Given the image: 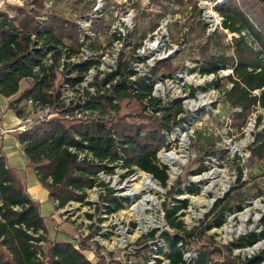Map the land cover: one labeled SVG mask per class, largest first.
<instances>
[{
	"label": "trees",
	"instance_id": "1",
	"mask_svg": "<svg viewBox=\"0 0 264 264\" xmlns=\"http://www.w3.org/2000/svg\"><path fill=\"white\" fill-rule=\"evenodd\" d=\"M44 3L45 0H35L36 8L30 10L12 6L9 9L0 8V95L6 98L17 95L9 105L17 115L23 111L18 108L20 104L30 98L44 104H56L60 101L62 83H79L84 73L95 64L94 59L66 62L61 82L58 87L55 86L61 59L76 54L82 44L79 43V32L73 22L66 21L57 13L47 14L46 19L40 18L39 8ZM215 7L223 17V29L238 34L231 41L234 53L210 54V48L219 45L213 44L219 32L208 34V24L202 22L204 40L197 47L203 62L198 66L201 74H216L222 68H233L232 74L217 77L212 85L222 89L225 78L232 83V87L225 90L224 99L233 109L231 125L242 130L251 114L259 109L264 110V0H223ZM248 36L258 45V49L250 44ZM90 46L97 49L94 44ZM134 53L124 52L116 68L93 83L96 92L89 93L85 103L79 104L84 110L97 113V116L75 121L52 118L35 122L27 130L18 132L29 165L48 188L50 197L59 200L60 207L69 201L85 202L87 190L98 183V174L101 171L114 173L116 163L127 169V174L136 169L143 170L151 173L163 186L168 185L169 167L159 162L158 154L168 146L166 132L189 120L188 115L182 116L185 113L182 102L164 104L153 95V83L158 76L171 74L178 66H173L170 59L159 61L148 74L133 79L131 77L135 71L130 62L136 58ZM25 78H32L34 82L21 91V82ZM207 88L204 86L201 89ZM256 89H261L259 95L254 94ZM125 98L141 104L144 112L140 117L145 121H130L121 117L115 121L109 119L110 113L120 110V103ZM149 109L153 110V115L146 112ZM262 118V114H257V124L262 123ZM85 150L92 152L102 163L79 160L78 152ZM249 150L251 161L264 160V129L254 135ZM218 152L210 150L206 155H216ZM201 160L192 174H202L208 170L203 157ZM239 173L238 182L242 183L243 174L241 171ZM176 188L174 186L173 191ZM187 190L192 193L195 186H188ZM176 192L183 194L184 189L178 188ZM229 195L215 203L212 210L214 218L209 223L192 230H187L180 218L183 215L181 211L189 207L188 200L174 198L173 205H165L167 223L172 229H185L189 237L213 226L221 227L226 213L233 208L225 204ZM104 200L108 202L105 206L108 212L123 208L126 201L114 196L111 191ZM261 224L264 227V214ZM40 229L46 231L47 222L41 216L39 203L19 183L6 157L1 154L0 264H47L38 259L39 247L32 242L44 237L38 238L29 232ZM157 233V229L152 230L148 236L154 239ZM161 235L169 251L159 246L157 253H165L170 264H264V249L244 259L234 254L235 248L252 246L264 238V229L252 231L223 246L203 245L198 255L189 261L184 257V236L174 237L167 230ZM49 255L48 264H92L70 240L55 241L49 248Z\"/></svg>",
	"mask_w": 264,
	"mask_h": 264
},
{
	"label": "rangeland",
	"instance_id": "2",
	"mask_svg": "<svg viewBox=\"0 0 264 264\" xmlns=\"http://www.w3.org/2000/svg\"><path fill=\"white\" fill-rule=\"evenodd\" d=\"M222 1L55 0L50 6H47L49 0H45L44 6L39 8L41 16L57 13L63 16L66 21L73 22L79 32V43L94 44L97 48L95 51L102 52L99 59L103 60L106 68L114 63L117 65L124 52L134 51L138 59H141V61H138V63H142L140 68L144 70L148 67L155 68L159 61L172 60L173 66H178L177 70L171 74H165L166 76H158L155 82L160 83V88H164L167 102L180 100L183 103L186 112L182 116L188 115L189 120L175 125L171 132H166L168 146L158 154L159 161L169 167V179L166 187L153 177L150 178L155 181L153 187L141 188L142 192L135 191L134 186H136L135 188L141 187L138 179H142V174L145 171L136 169L133 172L134 174L130 175L127 174V169H124L120 163L114 164V175H109L110 178L107 179L110 181L107 183L108 188L113 189V187L123 186L124 189L118 194L128 199L123 208L117 211L116 216L122 218L125 224L136 221L135 226L140 225L141 220L144 225L148 226V232L138 236L139 233L135 230V226L131 225L128 230L122 229L121 233L123 235H103V238L95 241L86 239L78 247L74 240L77 233L75 223L67 219L58 223V230H55L53 219L48 217L46 218L47 230L45 231L47 243L43 248L47 264L50 259L49 248L55 241H60V239L73 241L91 260L92 264H121V262L141 264L147 263L152 257L156 256L157 264H170L165 253L157 254L151 251V248L154 249L155 245L157 247L163 246L165 251H169L168 244L161 235L163 231L171 232L174 237L176 235L185 237L186 240L183 242L185 246L184 257L189 261L198 255L199 249L203 245L223 246L252 231L260 232L264 229L261 224V218L264 214V160L251 161L249 150L250 144L254 141V135L264 129V110L259 109L251 114L247 125L242 130L233 127L230 118L233 109L224 99L223 93L227 88L232 87V83L225 78L222 89H217L212 85L217 77L227 76L230 73L229 68H222L218 73L212 75L201 74L198 66L200 62H203V57L199 54L197 47L204 40L202 22L208 24L206 28L208 34L219 32V34L216 33L217 36L214 37L213 41V44L219 45L212 46L209 50L210 54L225 53L231 55L234 53L231 41L238 34L223 29V17L215 7L218 2ZM34 2L35 0H25L23 5L7 3L4 9H9L12 6L30 10L36 8ZM99 2L103 5L100 9L95 10ZM128 14H130L132 24L130 27L124 28L126 35H122V50L117 57L118 61H113V56L110 57V49H112V44L115 43L118 37L115 31L116 28L113 25H115L114 23H116L118 17ZM88 19L92 20L87 25ZM247 40L255 49L259 48L250 36L247 37ZM137 44L140 45L136 47ZM136 60L131 61L135 62ZM172 75L177 77L174 78ZM61 79L62 73H59L55 82L56 87L59 86ZM33 82L32 78L23 79L21 91L29 88L33 85ZM210 83L211 85H209ZM204 86H208V88L202 90L201 88ZM195 89L197 90L193 94L192 92ZM160 92L161 90H157L156 97L162 96ZM15 98L17 96L13 97V99ZM190 98H194L195 101L193 103L187 102ZM202 101L205 104H202ZM1 106H3V103L0 99ZM22 106L21 103L18 108L21 109ZM236 110H240V108H236ZM143 112L144 110L138 101L125 98L120 103V110L110 113L109 119L116 120L121 117L130 121H145L140 117ZM146 112L152 115L154 113L152 109L146 110ZM257 114L263 116L261 124H257ZM95 115L98 114L94 112L89 114L91 117ZM15 116L18 115L15 113ZM0 128H10L7 127V122L3 116L0 118ZM14 131L0 137V145L2 143L11 145L13 149L14 153L11 160L9 159L12 164L13 157L20 155L19 148L16 147V139L12 133L18 134L21 130ZM210 150H219V152L216 155L211 153L206 155V152ZM170 152H174L180 160H177L174 164L167 161L166 154ZM202 157L205 165L208 166V170L202 174H192V171L201 163ZM240 171L243 174L242 183L238 182ZM36 174L33 169H31L30 176H26L23 171L17 170L19 183L23 186H30L33 178H37ZM135 176L138 177L131 180ZM144 180H142L143 183H145ZM226 184L229 187L227 186L225 189ZM174 186H177L176 190L183 188L184 193L178 194L176 190L173 191ZM188 186H195V191L189 192L187 190ZM228 193L230 195L225 204L231 205L233 208L226 213L221 227L213 226L205 229L202 233L200 231L195 232L189 237L186 235L185 229L176 230L168 225L165 205H173L175 203L174 198L188 200L189 207L181 211L183 215L180 218L183 220L185 228L192 230L196 226L198 228L204 227L214 218L212 210L215 203L225 198ZM141 194H147L150 202L147 201L142 204ZM73 206L75 213H79L81 216L84 212L83 208L81 209L83 205L74 203ZM142 206L145 208H142ZM239 206L242 207L239 208ZM143 209L146 210L142 211ZM52 210L57 211L56 205ZM89 211L97 216L99 214V211L92 206ZM242 216H247V219L243 221ZM96 222L101 223L99 217ZM106 223L108 228L112 227V224H109L108 221ZM94 227L96 225L89 228L93 231L92 235H95L99 230H95ZM156 229L158 233L155 239L150 240L148 233ZM260 241L262 243L258 245V249L251 251L247 247L235 248L234 253L240 255L243 259L252 256L264 249V238ZM134 244L139 247L137 252L131 250V246ZM92 246L97 251L95 255L90 249ZM102 252H106L109 258L103 256ZM153 254H156V256ZM111 258L113 261L109 263L107 259ZM159 260H161L160 263Z\"/></svg>",
	"mask_w": 264,
	"mask_h": 264
},
{
	"label": "built area",
	"instance_id": "3",
	"mask_svg": "<svg viewBox=\"0 0 264 264\" xmlns=\"http://www.w3.org/2000/svg\"><path fill=\"white\" fill-rule=\"evenodd\" d=\"M24 1L25 0H0V8L4 9V7L6 6L7 3H17V4L23 5ZM54 1L55 0H49L47 6H50ZM102 5L103 4L101 2L97 3L95 10L100 9ZM113 16L115 17L114 14H113ZM40 18L46 19L47 14L40 16ZM91 20L92 19H88V21L86 22L87 25L91 22ZM114 24L115 25H113V27L116 28L115 31L117 32L118 37H117L115 43L112 44V47H111L112 49H110V53H111L110 57L113 56L112 60L118 61L117 57L119 55V52L122 50L121 46L123 45L122 44V39H123L122 35L123 34L126 35L124 28L130 27L132 24L130 14L125 15L123 17H118V20ZM100 53H102V52H100ZM100 53L96 52L95 49L91 48L90 44L88 45V44L83 43L82 46H80V50L76 54H72L69 58L63 57L61 59V64L59 65L58 74L62 73L64 71V66H65L66 62L77 63V62H83L85 60L94 59L95 64L93 66H91L84 73L83 79L79 83H76L74 85L66 84L65 82L62 83L60 101L56 102V104H53V105L52 104H44L41 101L35 100L33 98H30V99L26 100L25 102H22L23 106L21 109L23 111H22L21 115L16 116V121H17L16 126H14L13 128H4V129L0 128V137H1V135L10 133L14 130L25 131L35 122L47 121V120L52 119V118H61V119H67L70 121H75V120H81V119H86L88 117H91V116H89L91 111L90 110H84L82 107H80L81 105L79 106V104L85 103L89 93L94 94L96 92V87L93 85V83L96 82V80L100 79L102 76H104L105 73L111 72L118 65V64L116 65L114 63L109 68H106V65L104 64L103 60L99 59ZM135 59H137L135 62L131 61V63H130L131 68L135 71V75L131 77L133 79H135L137 76L138 77L144 76V75L148 74L151 70V67H148L146 70L140 68V66H142V63H138V61H141V59L139 60L137 55H136ZM136 66H137V68H136ZM228 70L230 71V73H228L227 75L233 73V68H229ZM211 74L215 75V73H211ZM172 76L174 78L177 77L176 75H172ZM231 86H232V84H231ZM157 90H161L160 94H162V96L159 97V99L164 104L168 103L166 101L167 96H165L164 88H160V83L154 82L153 83V95L155 97H156ZM260 91H261V89H256V90H254V94L259 95ZM193 101H195L194 98L193 99L190 98L189 100H187V102H191V103H193ZM202 104H205V103L203 102ZM195 107H196V105H195ZM192 108H194V107H192ZM185 112H186V109H185ZM71 150L73 152H77L76 149H74V148H71ZM78 159L79 160H89V161L95 162V163H102L100 161V159L97 158L89 150L78 152ZM133 174H134L133 172H132V174L130 173V175H133ZM109 175H114V173L101 171L98 174V183H96L92 188L87 190V197H86L87 202L86 201L85 202L69 201L67 204L60 207L59 206V200H54V204L57 207V211L52 216V219L55 223V225H54L55 230H58V225H59L58 223H61L67 219L72 220L75 223V227L77 229V233L75 234L74 240H75L78 247L81 246L82 242L86 239H90L91 241H95V240H99L100 238H103V235L104 236H106L108 234L109 235L110 234H112V235L116 234L117 236H119V234L123 235L121 233L122 229L128 230L131 225L132 226L136 225V223H135L136 221L132 222V223L130 222L128 224H125V222H124V220H122V218L116 216V213L118 210L114 211V212H108L107 209L105 208V206L108 205V202L105 201L104 198L107 196V194L110 191L112 192V194L114 196L124 198L126 201L128 200L123 195L120 196L118 194V192H120L122 189H124L123 186L113 187V189L108 188L109 186L107 185V183H109L110 181H108L107 179L110 178ZM146 175H148L150 178L154 177L151 173H148V172H145L144 174H142V179H138V182L141 183V187L135 188L136 186H134V189H136L135 191L142 192L141 188H151L148 184H144L142 182V180L144 179V177H146ZM137 177L138 176H135L131 180H134ZM135 183H137V182H135ZM135 183H133V185H135ZM140 196L143 199L142 204H144L147 201L150 202V199L147 197V194H145V195L141 194ZM74 203H77L78 205H81V206L83 205V207L80 206L81 209L83 208V211H84L81 214V216L79 215V213H75L74 206H73ZM91 206L94 207L95 210L97 209L99 211L98 216L91 213V211H89V208ZM142 208H145V207L142 206ZM145 210L143 209L142 211H145ZM98 217H99V220L101 223L96 222V220H98ZM106 221H108L109 224H112V227L108 228V224L106 223ZM140 223H141L140 225L138 224L137 226H135V230L139 233L138 236H140L142 234H146L148 232V229H149L148 226L144 225L141 220H140ZM95 225H96V227H94L95 230L96 229H99V230L95 233V235H92L93 231H91V229H89V228H90V226L93 227ZM29 232L31 234H33L35 237H38V238H41V236L44 237V238H41L40 240H33L32 242L35 243L39 247L38 251H37L38 259L41 261H45V253H44L43 248L47 243L46 232L43 229H40L37 232H33L32 230H30ZM149 233H148V235H149ZM91 235H92V237H90ZM149 239L153 240L150 237H149ZM261 243H262V241L259 240L254 245L247 246V249L251 250V251H253L254 249H258L259 248L258 245ZM90 249L94 255L97 254L95 247L92 246ZM138 249H139V247L135 246V244L131 246V250L134 252H137ZM154 249H156V250H154ZM154 249L151 248L152 253L153 252L157 253L158 247L156 245L154 246ZM239 249H242V248H239ZM102 254L106 258H109L108 254L106 252H102ZM255 254H253V255H255ZM153 255L156 256V254H153ZM248 257H251V256H248ZM156 258H157V256L152 257L147 263H141V264H157ZM107 261H109V263H110L113 261V259L112 258L107 259ZM160 261L161 260H159V263H160ZM118 263H120V262L118 261ZM121 264H127V263L121 262ZM136 264H138V263H136Z\"/></svg>",
	"mask_w": 264,
	"mask_h": 264
},
{
	"label": "crops",
	"instance_id": "4",
	"mask_svg": "<svg viewBox=\"0 0 264 264\" xmlns=\"http://www.w3.org/2000/svg\"><path fill=\"white\" fill-rule=\"evenodd\" d=\"M0 99L3 103V106L0 107V118L3 116L5 121L7 122V127L13 128L17 124L16 116H15L16 112H14V109H11L9 107V101L13 99V97L6 98L0 95ZM12 134L16 139L17 142L16 147L19 148L20 155H15L13 157V164H12L10 160H11V156L14 153L13 149L11 145H7V144L5 145L4 143L0 145V154H3L6 157L8 166L14 171L17 178H18L17 170L23 171L26 176H30L31 169H33L34 173H36L34 168L30 166L28 163L29 160L27 159L22 144L19 142L18 134L16 133L15 134L12 133ZM16 164H20V165H16ZM24 188L26 192L31 196V198L39 203L40 213L41 216L45 219V221L46 218L48 217L52 218L53 214L55 213L54 210H52V208H54L55 205L54 200L50 197L48 188L42 184V182L39 179V176L37 175V178L34 177L32 184L30 186L24 185ZM60 241L63 240L60 239Z\"/></svg>",
	"mask_w": 264,
	"mask_h": 264
},
{
	"label": "bare ground",
	"instance_id": "5",
	"mask_svg": "<svg viewBox=\"0 0 264 264\" xmlns=\"http://www.w3.org/2000/svg\"><path fill=\"white\" fill-rule=\"evenodd\" d=\"M166 159L167 161H169L171 164H174L177 160H180V158L174 153V152H170L166 154ZM144 172V171H143ZM145 183L144 184H148L149 186L153 187V185L155 184V181L153 179H150V177H145L144 178ZM228 186V184L225 185V189ZM229 187V186H228ZM247 219V216H242V220L245 221ZM259 247V246H258Z\"/></svg>",
	"mask_w": 264,
	"mask_h": 264
},
{
	"label": "water",
	"instance_id": "6",
	"mask_svg": "<svg viewBox=\"0 0 264 264\" xmlns=\"http://www.w3.org/2000/svg\"><path fill=\"white\" fill-rule=\"evenodd\" d=\"M176 102H181L180 100H175Z\"/></svg>",
	"mask_w": 264,
	"mask_h": 264
}]
</instances>
